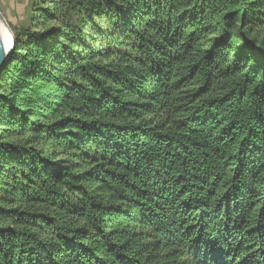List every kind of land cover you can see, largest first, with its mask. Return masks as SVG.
<instances>
[{
    "label": "trees",
    "instance_id": "trees-1",
    "mask_svg": "<svg viewBox=\"0 0 264 264\" xmlns=\"http://www.w3.org/2000/svg\"><path fill=\"white\" fill-rule=\"evenodd\" d=\"M0 72V264H264V0H32Z\"/></svg>",
    "mask_w": 264,
    "mask_h": 264
},
{
    "label": "rangeland",
    "instance_id": "rangeland-1",
    "mask_svg": "<svg viewBox=\"0 0 264 264\" xmlns=\"http://www.w3.org/2000/svg\"><path fill=\"white\" fill-rule=\"evenodd\" d=\"M32 0H0V12L5 18L10 30L27 25L30 17Z\"/></svg>",
    "mask_w": 264,
    "mask_h": 264
},
{
    "label": "water",
    "instance_id": "water-1",
    "mask_svg": "<svg viewBox=\"0 0 264 264\" xmlns=\"http://www.w3.org/2000/svg\"><path fill=\"white\" fill-rule=\"evenodd\" d=\"M1 17L4 18L0 12V18ZM13 47H14V35H13L12 42L9 48L4 47L2 39H1V35H0V72L4 69V67L8 63Z\"/></svg>",
    "mask_w": 264,
    "mask_h": 264
},
{
    "label": "bare ground",
    "instance_id": "bare-ground-1",
    "mask_svg": "<svg viewBox=\"0 0 264 264\" xmlns=\"http://www.w3.org/2000/svg\"><path fill=\"white\" fill-rule=\"evenodd\" d=\"M0 35L5 48H9L13 38V32L10 30L6 20L0 18Z\"/></svg>",
    "mask_w": 264,
    "mask_h": 264
}]
</instances>
